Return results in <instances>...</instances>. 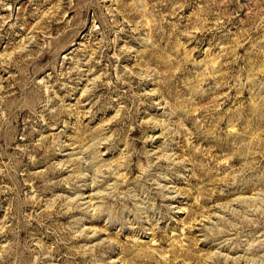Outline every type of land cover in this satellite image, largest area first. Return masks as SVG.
<instances>
[{"label": "rangeland", "instance_id": "374dc122", "mask_svg": "<svg viewBox=\"0 0 264 264\" xmlns=\"http://www.w3.org/2000/svg\"><path fill=\"white\" fill-rule=\"evenodd\" d=\"M0 264H264V0H0Z\"/></svg>", "mask_w": 264, "mask_h": 264}]
</instances>
